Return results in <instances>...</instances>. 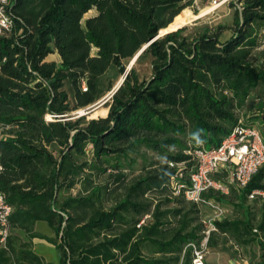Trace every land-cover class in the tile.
<instances>
[{
  "label": "trees",
  "instance_id": "trees-1",
  "mask_svg": "<svg viewBox=\"0 0 264 264\" xmlns=\"http://www.w3.org/2000/svg\"><path fill=\"white\" fill-rule=\"evenodd\" d=\"M192 4L9 0L11 27L0 35V193L12 211L0 264H42L31 244L44 238L34 233L39 221L54 233L46 240L59 264H192L190 245L205 226L172 182L181 173L188 185L195 163L187 152L217 148L247 98L264 88V59L256 54L264 48V0L231 1L229 27L153 40ZM144 46L135 64L149 60L147 80L133 66L105 118L71 115L96 103L100 78L110 67L124 76V61ZM55 53L58 62L46 61ZM263 179L264 166L234 206L262 190ZM213 225L209 250L225 239L256 246L264 264V211Z\"/></svg>",
  "mask_w": 264,
  "mask_h": 264
},
{
  "label": "built area",
  "instance_id": "built-area-1",
  "mask_svg": "<svg viewBox=\"0 0 264 264\" xmlns=\"http://www.w3.org/2000/svg\"><path fill=\"white\" fill-rule=\"evenodd\" d=\"M225 0H211L213 7L220 6ZM9 0H0V35L4 30L11 27V21L6 12ZM195 166L188 176V185L180 182L183 175L178 173L172 187L176 195H181L184 201L195 205L199 211L201 208L209 211V218L205 225L203 237L198 245H190L192 264H205L207 241L210 232H215V221L222 218L225 210L216 197L227 196L230 186L242 192L257 171L264 166V141L261 131L255 126L244 123L241 119L232 128L231 132L224 137L217 148L206 150L199 146L191 152ZM173 167L172 164H170ZM177 167H181L178 165ZM1 172V164H0ZM264 186V179H263ZM214 197H206L208 193ZM247 199L264 198L262 190L251 191ZM11 207L6 203L5 197L0 193V248H4L11 233L9 217ZM150 220V215L144 216L137 227L144 225ZM205 224V221H203Z\"/></svg>",
  "mask_w": 264,
  "mask_h": 264
},
{
  "label": "rangeland",
  "instance_id": "rangeland-1",
  "mask_svg": "<svg viewBox=\"0 0 264 264\" xmlns=\"http://www.w3.org/2000/svg\"><path fill=\"white\" fill-rule=\"evenodd\" d=\"M231 1L233 0H225L220 6L213 7L211 5V0H193V4L189 7H186L178 15L181 17L190 18L187 24L179 28L182 30L181 35L185 37H191L195 33H200L205 29H214L218 26H231L233 17V8L229 5ZM187 12L189 13L188 15H186ZM93 13L94 11L87 13L84 16V19H86ZM160 32L158 33L159 38L164 36V34ZM229 35V31H226L222 36V40L228 38ZM256 54L257 56L264 59V48L258 50ZM49 59L58 61V58L55 54L50 55ZM131 61L132 59L124 61L126 71L128 70ZM133 66L136 69V72L138 73L139 79L141 81L147 80L150 77L151 66L148 59H143L138 64L134 63ZM122 78L123 76H119L117 74V70L113 67H110L107 72L100 78L98 90L101 97L96 103L88 107H95L96 109V111L92 115L87 117L88 120L105 118L107 116L109 104L111 102L112 90L118 86ZM108 86H111V91L107 92L106 90ZM65 89L70 94L68 85H66ZM263 102L264 88L258 87L247 98L245 105L238 112L239 119H241L246 124L255 125L259 130H262L264 128V107L260 109L259 107ZM71 115L74 118L81 117L79 110L73 112ZM47 119H50V117ZM221 202L223 209L225 210L224 218L229 220H241L245 219V217L249 215L250 218L253 217L258 219L261 215V212L264 211V199H254L253 201L245 199L244 202H242L243 206L238 207L234 206V204L239 203V196L238 194L233 193L227 197L222 198ZM199 213L201 223L205 226L207 224V219L209 218L210 213L208 210L203 208L200 209ZM203 221H205V224L203 223ZM37 225L38 228L45 227L43 222H39ZM17 235L19 239H23L24 237V235L20 232H18ZM213 253L225 257L222 264H257V260L255 258L257 254L256 246H250L246 248L237 247L232 241L228 239L224 240V243L221 245V247L215 248L213 250H206L205 260ZM213 261V258L209 259L208 264H212Z\"/></svg>",
  "mask_w": 264,
  "mask_h": 264
},
{
  "label": "crops",
  "instance_id": "crops-1",
  "mask_svg": "<svg viewBox=\"0 0 264 264\" xmlns=\"http://www.w3.org/2000/svg\"><path fill=\"white\" fill-rule=\"evenodd\" d=\"M91 12V11H90ZM94 13L90 16H93ZM88 16V17H90ZM55 55L57 56V54L55 53ZM58 58V56H57ZM46 61L50 62V61H54V62H58V61H55L53 59H49V56L46 58ZM238 194V196L241 195L242 192L236 190V188L234 186H230V189H229V195L231 194ZM227 196H223V197H227ZM247 199V197H246ZM256 199H261V198H256ZM264 199V198H263ZM249 200V199H247ZM254 200V199H253ZM253 200H249V201H253ZM186 202V201H185ZM218 202L220 203V205L222 206V202L221 200H218ZM187 203V202H186ZM189 204V203H188ZM189 205H192V204H189ZM223 207V206H222ZM224 216L222 218H219L217 221H222L224 220ZM229 220V219H228ZM39 222H42V221H39ZM39 222H36L35 225H34V233L38 234V235H41L43 236L44 238H39V237H35L31 240V244H32V251L33 253L40 257L41 260H42V264H59V256H58V253L55 249V246L53 244H51L48 240L46 239H53L55 238L54 236V233L52 232V230L47 226V224L45 222L44 225L45 227H39L38 228V223ZM43 226V225H42ZM46 228V229H45ZM216 232V231H215ZM23 241H27V238L24 236ZM224 242V240H223ZM221 247V246H219ZM218 247V248H219ZM207 250H209L207 248ZM214 259L213 263L212 264H222L223 263V260H224V256H221L219 254H211L206 260H205V264H208V261L209 259Z\"/></svg>",
  "mask_w": 264,
  "mask_h": 264
},
{
  "label": "water",
  "instance_id": "water-1",
  "mask_svg": "<svg viewBox=\"0 0 264 264\" xmlns=\"http://www.w3.org/2000/svg\"><path fill=\"white\" fill-rule=\"evenodd\" d=\"M175 31H176V30H175ZM170 32H174V31L166 32V33H164V35H165V34H168V33H170ZM158 38H159V34H158L153 40H157ZM145 48H146V46H144V47H143V48H142V49H141V50H140V51L134 56V58L132 59L130 65H129V67H128V70H127L126 73L124 74L122 80L120 81V83L118 84V86H117L115 89L112 90L111 97H112L113 94L119 89V87L121 86V84H122V82H123V80H124V78H125V75H126L127 72L132 68V66L134 65L136 59H137L138 56L144 51ZM95 111H96L95 107H92V108H86V109H83L82 113H80V114H81V116H86V117H88V116L92 115Z\"/></svg>",
  "mask_w": 264,
  "mask_h": 264
},
{
  "label": "bare ground",
  "instance_id": "bare-ground-1",
  "mask_svg": "<svg viewBox=\"0 0 264 264\" xmlns=\"http://www.w3.org/2000/svg\"><path fill=\"white\" fill-rule=\"evenodd\" d=\"M189 13L187 12L186 15H188ZM190 18H185V17H181V16H177L175 17V19L173 20V22L165 29L161 30L160 33H166L169 31H175L179 28H181L182 26H184L185 24H187L189 22ZM82 109L79 110L80 113H82ZM47 118H49V116H47Z\"/></svg>",
  "mask_w": 264,
  "mask_h": 264
}]
</instances>
